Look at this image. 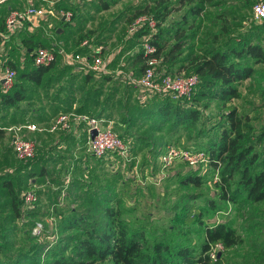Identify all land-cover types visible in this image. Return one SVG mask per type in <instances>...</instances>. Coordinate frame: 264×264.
<instances>
[{"label": "rangeland", "instance_id": "1", "mask_svg": "<svg viewBox=\"0 0 264 264\" xmlns=\"http://www.w3.org/2000/svg\"><path fill=\"white\" fill-rule=\"evenodd\" d=\"M50 1L54 2L53 6L65 4L59 6H67L73 13L69 23L73 22L70 31L75 33L76 39L69 44L72 48L70 50H75L76 41L80 37L104 45L105 58L108 54L116 52L119 46L123 49L117 53L118 56L113 61L109 59L107 73L91 77L87 82H84L83 73L80 72L82 65L77 63L72 65L74 68L70 67L71 70H66L61 78L63 81L61 86L62 89H66L69 98H63L65 90L61 89L55 95L54 90L58 88L56 84L53 85L51 94L40 87L28 86V92L33 99L21 102L19 111L14 114V111L10 110L6 119H2L0 113V126L5 131L4 137L0 139V177L12 180L21 197L27 192H32L36 196V200L29 206L22 200L23 211L19 218L14 217L9 206H3L7 199L0 198V238L12 255V258L0 255V264L8 262L10 264V260L18 258V264H24L22 256H27L34 244L45 247L47 241H58L65 234L74 233L70 229L59 235L60 220L70 216L75 210L76 212L84 210L88 196L93 194L98 203L92 206L102 204L110 206L113 211L117 210L118 217L125 221L130 229L142 232L146 240H162L173 246L188 245L196 251L200 249L204 240L203 228L197 221L186 220L184 212L188 207L196 213L201 210L203 211L201 222L204 225L228 222L243 237V243L229 251L219 245L215 246L214 255L218 257L223 254L235 264H258L261 258H264L261 256V248L264 249L261 209H264V203L232 204L217 198L211 182L213 172L208 164L191 167L177 160L172 164L163 165L160 155L167 146L183 147L187 140L189 144H193L194 139H188L187 130L182 128L175 133L168 131L167 124L157 129L156 126L161 124L159 115L148 112L153 110L155 108L153 106L163 97L152 95L141 104L138 99L140 91L115 77V70L120 62L129 65L131 57L129 51L134 52V49L142 47V40L135 45L136 39L128 37L129 18L145 6H153V0H79L78 3H72V0ZM103 4H107L108 9H103ZM1 6L0 12L2 8L6 9L3 7L5 2ZM167 6L172 11L162 27L171 28L172 31L176 25L188 27L187 45L183 48L181 57L191 52L202 53L214 35L219 34L224 21L228 23L230 33L248 32L252 34L253 42L257 40L264 44V27L254 17L251 4L245 0L205 1L203 11L195 17L186 12L188 6L179 7L176 0H168ZM3 12L4 15L7 10ZM181 15L187 16L186 24ZM58 25L51 19L50 24H45L44 28H41L44 36L49 38L47 46L58 44L56 41ZM255 26L258 27L254 28ZM24 34L26 33L21 32L19 36ZM168 40L172 41L171 38ZM129 44L133 46L128 47ZM63 50L69 52V49ZM8 51L6 47L5 51L0 52L1 61L9 56ZM16 55L18 57V54ZM247 62L254 68V73L237 84L240 97L232 99L228 105L236 107L239 113L248 115L255 133L259 134L264 124V63L256 64L251 59ZM188 72L192 71L185 73ZM80 89L84 90L83 95ZM88 95L89 103L93 102L91 106L96 109L94 114L98 113L100 107L104 108L102 114L104 125L128 137L131 155L124 158L115 153V156H109L111 153L97 160L91 156L87 143L81 137L74 139L64 132L47 130L28 131L23 126L33 122L39 127L47 128L51 118L40 120L39 115L52 116L48 105L53 100L56 99L55 104L60 106L59 102ZM201 106L199 105L200 109L206 114L207 127L210 128L223 112V108L214 101L208 104L207 109ZM20 108L25 111V115L20 114ZM43 110L46 112L43 113ZM62 112L58 110L57 113ZM17 128H20L19 133L23 138L34 143L33 157L40 158L36 165L26 167L27 160L18 158L14 152V130ZM213 132L216 133L215 130ZM199 141L204 143L206 139L200 138ZM201 143L194 145L201 147ZM259 148L261 149V145ZM42 167L48 172L40 177L38 171ZM189 174L201 176L202 183L199 186L192 183L183 184L182 179ZM207 199L214 200L220 210L210 208ZM30 212L31 215L28 214ZM36 224L41 225L35 234L33 228ZM41 259L46 262L47 257L42 255Z\"/></svg>", "mask_w": 264, "mask_h": 264}, {"label": "trees", "instance_id": "2", "mask_svg": "<svg viewBox=\"0 0 264 264\" xmlns=\"http://www.w3.org/2000/svg\"><path fill=\"white\" fill-rule=\"evenodd\" d=\"M205 1L208 0H176V3L179 4V7L188 6L189 9L186 12L193 14L195 17L203 11ZM245 1L251 4L252 10V6L261 0ZM167 4L168 0H153V6H145L143 9L137 10L129 18L127 26L142 15L152 17L157 21L156 25L154 29L149 28L146 24L137 26L134 32H127L128 37L132 36L136 39L135 45L139 44V41L142 40V42L148 41L155 47V52L151 56L160 60L157 71L161 74H184L190 70L192 72L185 74H197L199 82L189 100L156 94L155 96L163 98L148 113L152 112V115H155L154 113L159 115L161 124L158 123L157 129L167 124L168 131L175 133L182 128L183 130H187L188 139H194V143L197 145L201 143L199 141L200 138L206 139L204 143H201V147L194 145V143L189 144V140L186 141L183 147H178L203 151L208 156V165L213 172L211 182L216 191L215 195L217 198L232 204L238 202L247 205L262 204L264 203V124L261 126L259 134H256L248 115L239 113L236 107L230 106L228 103L232 99L240 97L237 84L251 77L254 73V68L247 61L251 59L256 64L264 63V44L257 40L253 42L252 34L248 32L238 31L230 33L228 23L224 21L221 24L219 34L214 35L209 43L205 42L208 46L203 49L202 53L191 54V52L181 57L183 48L187 45L188 27L176 25L173 31L171 28L164 29L162 27L166 17L172 11L168 9ZM53 8L55 10H68L66 6L61 7L59 5H55ZM103 9H108L107 4H103ZM6 10L8 12V9L2 8L0 12V33L5 31L7 12L4 15L2 13ZM183 18L186 24L188 20L187 16L184 15ZM25 23L27 24L28 22ZM260 23L264 27V19L260 20ZM62 24L68 26L69 22L63 21ZM257 27L255 26L254 28ZM19 33L15 32L4 43H2L0 38V52L5 51L6 47L9 50V56L4 61L0 59V72L6 66L16 70L13 85L9 90L3 91L0 84V113L2 119L8 118L10 110L14 111L13 114L18 112L21 102L33 99L28 92V86L40 87L46 93L49 91V94H51L50 91L53 89V85L56 84L58 88L56 91L54 90L55 95L61 89L65 90L63 98H69L70 96L66 94V89H62L61 85L63 81H61V78L66 70H71L74 68L72 65L77 64L66 65L62 62V57L57 56L47 66L34 65L33 52L35 49L46 47L54 49L56 52L59 47L56 45L47 46L45 42L35 39L33 34H24L20 37ZM170 38L171 42L168 40ZM83 40L81 37L78 38L76 45L80 46ZM90 43L92 45L98 44L95 42ZM131 46L133 45L129 44L128 47ZM120 48L118 53L123 49L122 46ZM127 49L129 50L130 48ZM88 51V48L82 49L78 47L73 52L81 53L88 57V53L84 54ZM16 54H18V57ZM117 56L118 54L115 55V57ZM115 57H112L110 60L113 61ZM148 57L150 56L143 54L142 47L138 48V50L131 53L128 66L126 62H120L119 67L115 70V77L127 85L134 86L127 78V74L130 73L136 77L140 76L145 70V61ZM110 60L104 58L106 62L104 71L99 73L85 70L78 64L82 67V71L85 72L83 74L84 82L89 81L91 77L107 73ZM110 78L106 77V79ZM80 92L83 95L84 90L80 89ZM79 99L80 105L75 109H72L71 105V100L73 99L62 102L63 104H68L66 107L56 105L55 99L48 105L50 111H52V116L39 115V119L48 120L51 118L52 120L58 114V110L63 112L74 110L77 113L85 112L89 115L103 118L104 108L101 107L97 111L98 113L94 114L96 109L91 106L93 102L89 103V95L84 97L79 96ZM211 101L222 107L223 112L214 121L215 123L208 128L206 114L203 113L199 105L207 109ZM20 109V114L25 115V111L22 108ZM43 111V113L46 112L45 110ZM2 128L0 126V139L5 135V131ZM112 129L115 131L114 128ZM214 130L216 133L213 132ZM119 135L124 140H128V137H125L123 134ZM81 136L83 141L86 142L87 132L81 131ZM260 145L261 149L259 148ZM115 154L108 155L115 156ZM95 159L99 160L98 158ZM38 160L40 158L34 159L32 157L28 159L26 167L36 165ZM47 172L48 170L42 167L39 169L38 175L42 177ZM213 177H216V179H213ZM3 178L0 177V198L3 200L7 199L3 206H9L14 217L19 218L22 216L23 211V197L19 195L12 180ZM202 181L201 176L196 174H189L186 178L182 179L183 184L192 183L195 186H199ZM93 196L94 194L88 196L87 204L84 205V210L87 211L76 212L75 210L70 216L60 220L58 226L59 235L70 229L74 233L65 234L58 241H47L45 242L46 244L44 243L45 247L34 244L30 247L32 251L27 256H22L23 263L235 264L234 262H230L223 254L218 257L216 256L215 259H212L209 254L216 244H220L223 249L229 251L243 243L242 235L228 222L220 221L213 225H204L201 222L203 211L200 210L196 213L195 210H190V207L186 208L184 218L194 222L197 221L203 228L204 240L200 245V249L196 251L188 245L176 244L173 246L169 242L162 240H146L142 232H137L133 228L130 229L128 224L118 217L119 213L117 210L113 211L110 206L102 204H98L96 207L92 206L94 203H98ZM105 198L113 200L108 197ZM207 202L210 208H217L214 200L207 199ZM183 207L185 208V206ZM217 210H220V208H217ZM28 214L31 215L32 212ZM262 225H264V209H261ZM263 251L264 249L261 248V256H264ZM2 254L4 258H12L8 246L0 238V255ZM42 255L47 257L46 262L41 259ZM18 261L19 258L13 261L10 260V264H18ZM2 264H9V262ZM258 264H264V258H261Z\"/></svg>", "mask_w": 264, "mask_h": 264}, {"label": "built area", "instance_id": "3", "mask_svg": "<svg viewBox=\"0 0 264 264\" xmlns=\"http://www.w3.org/2000/svg\"><path fill=\"white\" fill-rule=\"evenodd\" d=\"M6 0H0V5ZM43 4L39 6H27L22 8L11 9L5 17V31L0 33L2 43L7 42L12 34L19 30L25 21H29L33 16L50 15L59 20L69 21L72 18V12L69 10H55L54 2L50 0H42ZM252 13L257 20L264 19V0L255 3L252 6ZM146 24L149 28L154 29L156 22L150 16H139L129 26L127 32L132 33L137 26ZM81 46L89 48L88 57H84L81 53L66 52L63 49H54L39 47L33 52V63L37 66H47L51 64L57 56H61L67 64L78 63L85 70H90L96 73L104 71L105 61L102 56L104 46L101 44L92 45L88 39L81 42ZM142 50L144 55H149L145 61L146 67L140 76L127 74L130 83L134 84L148 96L163 94L174 96L176 98H185L189 100L193 94L195 87L199 82V76L195 73L186 74H161L157 71V66L160 60L151 56L155 52V47L148 41L142 42ZM16 76V70L6 66L0 72V84L3 91L11 88ZM2 80V82H1ZM73 122L85 124L87 132V145L90 154L95 158H103L107 154L117 153L121 157L131 155V146L127 140L120 137L118 132L112 127L104 125V120L97 116L86 113L65 112L54 117L48 127H39L36 123H26L25 128L28 131H45L56 132L65 131L70 128ZM22 126V125H21ZM95 130V135L91 137V132ZM20 128L14 130L15 137L13 139V149L17 157L28 160L34 156L35 145L31 140L23 138L20 133ZM183 161L191 167L208 164L209 158L203 151L191 150L188 148H180L176 146H167L164 153L160 155V161L163 165L172 164L174 161ZM36 196L32 192H27L23 195L24 204L28 206L33 204ZM41 224H36L33 228V233L39 231ZM221 246L216 244L215 246ZM214 246V247H215ZM210 251V257L216 258L213 249ZM222 247V246H221Z\"/></svg>", "mask_w": 264, "mask_h": 264}, {"label": "crops", "instance_id": "4", "mask_svg": "<svg viewBox=\"0 0 264 264\" xmlns=\"http://www.w3.org/2000/svg\"><path fill=\"white\" fill-rule=\"evenodd\" d=\"M79 0H72L71 2L72 3H78ZM44 1L42 0H6L5 1V6L3 7H6V9H9V11L11 9H14V8H22V7H27V6H31V5H34V6H39L41 4H43ZM58 5H65V4H58ZM81 5V4H80ZM22 6V7H20ZM2 7V6H1ZM62 7V6H61ZM11 8V9H10ZM67 8V6H66ZM68 9V8H67ZM69 10V9H68ZM8 11V12H9ZM70 11V10H69ZM8 14V13H7ZM73 14V13H72ZM7 16V15H6ZM51 19L54 20L55 22H57L59 25L56 27V33L58 35V37L56 38V41L58 42L57 45L59 46H62L61 49L65 48V49H69V52H73V50H70L72 49L71 46L69 44L73 43L74 39L75 38V33L71 32L70 29L72 28V25H73V22H70L68 26H65L64 24H62V22H69V21H65V20H59L57 19L56 17H52L50 15H44V16H33L29 21H25V22H28L27 24L24 22V24L22 25V27L17 30L16 32H21L23 31L24 33L26 34H33L34 38L35 39H39L40 41H43L45 43H47V41H49V38L44 36V33L42 32L41 28H44L43 26L45 24H50L51 22ZM39 32V33H38ZM19 41V40H18ZM56 44V43H55ZM55 44H52V46H55ZM56 45V46H57ZM58 46V47H59ZM68 46V47H67ZM104 46V45H103ZM78 47H81L82 49L84 48H88L86 46H76L75 49H77ZM120 46L118 47V49L116 50V52L114 53H110L107 55V58L104 57V53H105V46L103 48V54L102 56L109 60L111 59L112 57H115V55L120 51ZM60 49V47L58 48ZM89 49V48H88ZM135 50H138V49H134ZM88 53L89 54V51L88 52H85L84 54ZM129 53L131 54L132 53V50L129 51ZM86 56V55H84ZM62 59V58H61ZM63 60V59H62ZM64 62V61H63ZM65 63V62H64ZM66 64V63H65ZM81 73L85 74L84 71H80ZM94 77H98V76H94ZM58 86V85H56ZM136 89H138L140 91V97L138 99H140V103L141 104H144L146 101H147V98L150 97L148 95H146L144 93V91H142L141 88H138L137 86H135ZM60 106L64 105V107H66L68 104H63L62 102H59L58 103ZM71 105H72V109H75L78 107V105H80V99L79 97L78 98H75L74 100H71ZM101 108V107H100ZM99 108V109H100ZM98 109V110H99ZM71 112H75L77 113L76 111L72 110ZM62 113H65V112H62ZM80 113V112H78ZM81 113H85V112H81ZM60 114V113H58ZM57 114V115H58ZM88 114V113H86ZM56 115V116H57ZM55 116V117H56ZM103 119V118H102ZM81 131H86L85 129V124L84 123H80V122H73L71 125H70V128L68 130H65V131H56V132H64L65 135L67 136H71L73 137L74 139H78L79 137L82 138L81 136Z\"/></svg>", "mask_w": 264, "mask_h": 264}, {"label": "water", "instance_id": "5", "mask_svg": "<svg viewBox=\"0 0 264 264\" xmlns=\"http://www.w3.org/2000/svg\"><path fill=\"white\" fill-rule=\"evenodd\" d=\"M1 82H2V80H1ZM95 135V130H93L92 132H91V137H93Z\"/></svg>", "mask_w": 264, "mask_h": 264}]
</instances>
